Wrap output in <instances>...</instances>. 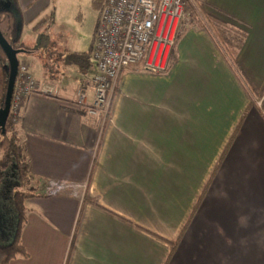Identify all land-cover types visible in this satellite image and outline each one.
<instances>
[{
    "label": "crops",
    "instance_id": "1",
    "mask_svg": "<svg viewBox=\"0 0 264 264\" xmlns=\"http://www.w3.org/2000/svg\"><path fill=\"white\" fill-rule=\"evenodd\" d=\"M17 1L2 5L36 83L14 123L34 197L28 257L8 264H264V0H205L165 72L122 70L104 123L74 105L97 67L72 55L97 18L87 48L43 55L26 37L60 0Z\"/></svg>",
    "mask_w": 264,
    "mask_h": 264
},
{
    "label": "built area",
    "instance_id": "2",
    "mask_svg": "<svg viewBox=\"0 0 264 264\" xmlns=\"http://www.w3.org/2000/svg\"><path fill=\"white\" fill-rule=\"evenodd\" d=\"M205 0H106L98 14L92 58L97 73L89 87L80 86L74 105L104 123L122 70L140 64L154 73L165 72L182 22ZM36 83L19 64L11 97L10 115L15 123ZM50 193L57 186L51 185Z\"/></svg>",
    "mask_w": 264,
    "mask_h": 264
},
{
    "label": "trees",
    "instance_id": "3",
    "mask_svg": "<svg viewBox=\"0 0 264 264\" xmlns=\"http://www.w3.org/2000/svg\"><path fill=\"white\" fill-rule=\"evenodd\" d=\"M10 1L15 9H19L17 0H0V32L6 41L15 49H25V45L19 41L17 35V23L15 14L10 9L3 7V2ZM106 0H101V4L98 7V12L101 11ZM44 19L39 23V27L46 22ZM210 28H217L218 24L210 20L208 22ZM39 27H35L34 30H38ZM178 38V34H177ZM92 44L89 50L85 53H77L72 56L83 65V62L87 64L91 61ZM228 55L231 62L234 61V52L228 49ZM173 57L171 56V62ZM6 56L0 47V110L3 107L6 86H7V70H6ZM10 166L14 167L16 179L18 181L19 188L13 190L10 196V205L15 215V226L13 237L9 242L0 243V264H8L17 255L28 257L25 248L21 244L22 230L26 224V208L24 202L27 199L34 197V194L30 191H24L26 184L30 182L31 173L28 165V160L25 155L24 149L20 144L17 133L14 130V123L11 121V115L9 113L5 122L4 133L0 132V184L4 176V172Z\"/></svg>",
    "mask_w": 264,
    "mask_h": 264
},
{
    "label": "rangeland",
    "instance_id": "4",
    "mask_svg": "<svg viewBox=\"0 0 264 264\" xmlns=\"http://www.w3.org/2000/svg\"><path fill=\"white\" fill-rule=\"evenodd\" d=\"M100 4L101 0H60L58 3L57 18H54L53 15L49 16L43 26L39 28L38 31L33 32L32 39L30 35L26 37L27 42L30 45L34 44L41 47V53L43 55L47 54L50 50L59 52V50L64 51L69 48L72 50H81V47L87 48L91 40L95 20L99 14L97 10ZM189 17L192 18V21L194 22L192 24H195V22H201L199 21V6L196 10L192 11ZM181 28L182 26L180 27V30ZM52 43L57 47H55ZM51 44L53 45V48L49 47ZM47 46L49 48H47ZM21 59L29 65L32 63L30 56H23ZM15 180L16 174L14 167L10 166L4 172V176L0 184V207L4 210V215L6 217L3 223L0 224L1 242H9L8 234L11 230L13 220H11L9 210L7 208V199L8 194L10 195V191L19 188V185H14ZM6 191L7 198L5 199L3 194ZM24 191H30L28 184L24 187Z\"/></svg>",
    "mask_w": 264,
    "mask_h": 264
},
{
    "label": "water",
    "instance_id": "5",
    "mask_svg": "<svg viewBox=\"0 0 264 264\" xmlns=\"http://www.w3.org/2000/svg\"><path fill=\"white\" fill-rule=\"evenodd\" d=\"M0 47L6 56V70H7V86L5 92V98L3 107L0 110V132L4 133L5 122L9 115L11 97L14 90V85L16 81L19 60L18 55L25 53L23 49L13 48L6 39L2 36L0 32Z\"/></svg>",
    "mask_w": 264,
    "mask_h": 264
}]
</instances>
